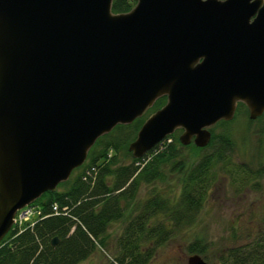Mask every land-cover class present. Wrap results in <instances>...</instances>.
I'll list each match as a JSON object with an SVG mask.
<instances>
[{
  "label": "water",
  "instance_id": "water-1",
  "mask_svg": "<svg viewBox=\"0 0 264 264\" xmlns=\"http://www.w3.org/2000/svg\"><path fill=\"white\" fill-rule=\"evenodd\" d=\"M112 1L0 0V241L159 97L128 145L135 159L179 128L205 147L238 102L250 119L264 112V0H137L123 13Z\"/></svg>",
  "mask_w": 264,
  "mask_h": 264
},
{
  "label": "trees",
  "instance_id": "trees-1",
  "mask_svg": "<svg viewBox=\"0 0 264 264\" xmlns=\"http://www.w3.org/2000/svg\"><path fill=\"white\" fill-rule=\"evenodd\" d=\"M136 2L113 0L112 11L127 12ZM165 100V97L159 98L152 111L161 107ZM241 107H245L244 104L238 103L237 111ZM145 119L142 116L129 125L119 124L111 132L99 137L88 153L86 168L60 183V189L47 191L38 198L34 203L41 207L40 216L43 218L22 232L11 230L2 239L0 264H79L95 253L98 247L105 248V241L111 236L109 228L114 222L123 219H127L128 223L116 239V255L107 254V264H148L154 247L159 246L170 234L163 227L164 224H149L154 215L167 214L176 225L193 221L206 197L212 179L211 170L223 162L231 149L230 141L227 137L213 134L211 128L212 137L206 147L192 145L198 152L214 147L216 143L219 146L212 153L203 154L197 163L186 169L181 197L175 207H168L154 197L135 216L129 212L132 216L127 217L126 210L135 199L140 183L151 184L164 180V169L167 167L171 170L183 168L175 155L177 138H174V144L168 143L163 149L156 145V153L153 151L149 159L148 154L143 158H133L128 164L120 161L117 152L124 150L129 154L128 144L135 138ZM229 122L221 120L215 127H225ZM87 169L90 174L84 177ZM257 174L264 175V168ZM54 203L58 208L56 214L52 209ZM55 237L58 240L53 245ZM150 239H155L154 247L151 249V246H147L141 250L139 241L149 242ZM207 248L201 240H195L188 250L195 254H206ZM219 264H264V237L261 234L257 236L253 246L244 244L228 248Z\"/></svg>",
  "mask_w": 264,
  "mask_h": 264
},
{
  "label": "rangeland",
  "instance_id": "rangeland-1",
  "mask_svg": "<svg viewBox=\"0 0 264 264\" xmlns=\"http://www.w3.org/2000/svg\"><path fill=\"white\" fill-rule=\"evenodd\" d=\"M152 109L143 116L147 117ZM211 128L213 134L229 139L231 149L223 162L211 170L212 179L206 197L193 221L176 225L171 217L163 213L151 218L150 225L164 224L163 227L170 234L157 247L152 246L155 239H150L149 242L139 241L141 250L147 246H151V249L154 247L152 259L148 264H187L188 258L195 254L188 250L195 240H201L208 246L206 254H196L208 264H219L221 256L228 248L244 244L253 246L257 236L261 234L264 237V175L257 174L264 168V115L250 119L247 108L241 107L228 125ZM180 133V130H176L172 138L159 144V149H163L168 143L174 144V138L178 140ZM218 146L219 143H216L214 147L198 152L192 144L185 146L178 140V143H175V155L185 170H171L167 167L164 169V180L151 184L140 183L135 199L126 210L127 217L135 216L142 206L154 197L174 208L181 197L186 169L197 163L203 154L212 153ZM153 151L154 149L147 154L148 159ZM154 152L156 153V149ZM117 155L123 164L132 162L130 152L127 154L121 150ZM88 162L89 159H86L82 167H78L80 169L72 171L70 177L85 169ZM32 206L36 212L41 211L38 203H33ZM25 209L28 210L27 207ZM35 218H38V214H35ZM127 223V219L114 222L109 228L111 236L105 241V248L98 247L95 253L79 264H107V254L116 255V239L122 234Z\"/></svg>",
  "mask_w": 264,
  "mask_h": 264
},
{
  "label": "built area",
  "instance_id": "built-area-1",
  "mask_svg": "<svg viewBox=\"0 0 264 264\" xmlns=\"http://www.w3.org/2000/svg\"><path fill=\"white\" fill-rule=\"evenodd\" d=\"M53 208H54V210L56 209L55 206H54ZM30 214H31V210H30V209L23 211V212L21 213V215L19 216L17 222L20 224V223L22 222V220L27 219V218L29 217Z\"/></svg>",
  "mask_w": 264,
  "mask_h": 264
}]
</instances>
